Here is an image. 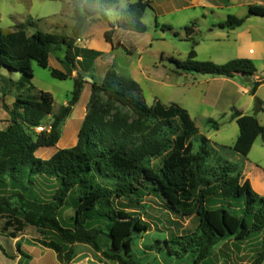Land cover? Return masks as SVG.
I'll return each instance as SVG.
<instances>
[{"label":"trees","instance_id":"obj_1","mask_svg":"<svg viewBox=\"0 0 264 264\" xmlns=\"http://www.w3.org/2000/svg\"><path fill=\"white\" fill-rule=\"evenodd\" d=\"M69 1L77 29L87 21L98 23L105 18L108 30L104 37L110 44L118 29L147 32L143 18L151 8V0H131L124 9L119 7L120 0ZM114 9L118 19L112 23L106 13ZM251 16L263 17L264 7L251 5L246 17L229 16L218 27L234 30ZM33 25L34 22L27 21L17 24L13 32L0 31V67L23 74L20 81L11 82L18 89L31 83L33 62L48 69L51 56L63 50L65 56L61 61L85 72L101 56L100 52L78 47L75 38L41 31L30 35L28 28ZM197 27L198 23L193 22L184 28L187 39H193ZM196 59L193 48L186 61L171 62L178 73L229 79L240 74L253 78L257 73L249 59H234L222 65ZM51 75L62 81L72 78V72L57 69ZM75 79L76 87L68 104L57 113L48 92H41L36 100L18 96L11 106L0 100L10 117L7 128L0 129V214L18 212L11 208L13 199L19 201L24 211V219L15 215L5 222L3 233L14 229L15 234L9 237L17 239L16 234L26 225L53 231L57 241L40 244L54 251L61 264L74 261L73 245L87 244L98 250L100 237L106 236L113 244L108 259L132 264L125 256L130 257L134 236L151 226L140 215L130 216L131 222L118 220L122 212L116 209L115 202L126 200L131 203L129 207H139L146 198L153 197L164 212L178 219L189 218L195 225L183 236L172 234L162 243L169 255L182 258L190 254L193 264H218L213 259L214 251L223 244L232 249L233 252L228 249L231 254L248 256L249 264L264 263V196L255 192L244 178V166L225 159L211 140L200 133L186 109L158 100L147 105L141 87L113 69L107 71L100 84H92L88 114L77 144L58 150L50 159L39 158V150L57 147L63 127L80 101L86 83L81 76ZM262 84L264 81H254L250 91L257 112L263 111V104L256 97ZM115 105L129 108L133 118L113 114ZM49 117L53 119L51 130L38 133L36 129ZM231 120L239 127L233 148L247 156L259 137L264 140V126L255 116L239 110H233ZM207 124L215 131L221 127L213 119ZM153 160L159 161L157 166H153ZM45 188L49 193L44 196L41 193ZM75 191L78 198L73 227L65 228L58 214ZM229 253L220 252L228 261Z\"/></svg>","mask_w":264,"mask_h":264},{"label":"rangeland","instance_id":"obj_2","mask_svg":"<svg viewBox=\"0 0 264 264\" xmlns=\"http://www.w3.org/2000/svg\"><path fill=\"white\" fill-rule=\"evenodd\" d=\"M224 1L225 7L214 9V14L207 13L204 16L203 13H199L190 19H185L181 15L169 16L160 19L157 24L152 13L147 11V15L143 18L147 32L138 34L121 31L115 35L117 45L123 43L125 46L119 49L115 48L110 53L105 52L103 60L97 62V69L102 72L113 69L120 76L134 80L141 87L144 100L149 106L158 100L165 105L177 104L186 109L200 133L209 138L214 148L229 161L235 154L232 147L238 137L239 128L236 122L231 120L233 110H238V108L233 105L229 109L227 105L238 100L241 96V104L247 107L251 102V95L236 89L233 85L228 84L225 86L223 83L217 82L214 76L178 73L175 65L171 62V59L181 62L186 61L193 48L197 53L196 60L199 62L209 61L222 65L238 56L234 41L238 31L233 33L227 29H220L218 25L225 22L231 15L236 17L247 16L248 5L256 4L259 1L264 3V0ZM131 2V0H120V9L126 8ZM106 14L108 21L112 23H115L118 19L116 9L108 11ZM27 21L34 22L33 27L28 28L30 35L36 31H41L75 38L77 42L82 39L80 35L83 26L76 28L77 23L69 0H0V31L13 32L17 24ZM193 22L198 23V28L193 37L194 40H189L186 37L184 28ZM105 26L107 24L103 17L101 22L95 25V37L102 36L98 41V49L101 51H106L108 48L111 50L110 45L106 43L102 35ZM163 26H168L170 29H164ZM253 32L257 34V30H253ZM195 42L197 45L194 44ZM93 49L97 50V47L95 46ZM64 56V50L53 54L48 69H43L36 62H33L31 83L23 89H18L11 83L20 81L23 77L22 73L0 67V100H4L6 104L11 106L18 96L36 100L41 92H48L54 99V112H59L62 107L68 104L71 93L76 87V79L58 80L52 77L51 71L57 69L65 73L72 72V77L73 75L82 77L84 73L80 68L75 70L63 63L61 60ZM257 61V70L260 73L264 72V61ZM250 81L251 78L246 77L242 83L250 85ZM220 91H223V93ZM3 93H7V96H2ZM231 94L233 95L230 97ZM221 95L223 96L221 97ZM91 96L92 87L89 85L86 87L85 85L80 109L83 104L91 100ZM103 100L106 99L103 98ZM254 105L256 106V103H253ZM77 112L74 117L72 116L66 121L58 147L39 150L37 152L39 158H43V152H52L60 149V147H64L63 149L70 148L68 146L69 142L78 137L82 126L79 123ZM113 114L133 118L132 111L120 105H115ZM249 115L258 117L259 121L264 123V113L256 115V112L251 111ZM9 119L10 117L2 108L0 101V129L7 128ZM209 119L218 121L221 124L218 131L209 128L207 124ZM52 121V117H49L42 126H50ZM214 144L223 145L225 148H216ZM158 163V160H153V166H157ZM104 184L109 183L105 182ZM46 192L49 193L48 189L45 188L41 194L45 196ZM77 198L78 193L75 191L70 195L64 208L58 214L61 225L65 228L73 227ZM11 204L12 209L18 210L15 214L16 217L24 219V211L20 208L19 201L13 199ZM130 204V201L126 200L115 202L116 209L122 212L118 215V220L131 222L130 216L140 215L141 219L150 224L151 227L148 231H142L134 236L130 257L125 256L126 259L132 264L194 263V257L190 254L182 258L169 255L162 244L172 234L183 236L186 231L195 229L194 222L191 219H178L169 215L164 212L160 202L153 197L146 198L139 207H129ZM15 215L0 214V255L13 261L16 257L22 255V250L28 249L30 251L29 258L24 253L23 264H61L54 251L46 249L40 244L42 241H57V235L53 231L41 230L38 227L26 225L21 233L16 234L17 239L9 237V234H15L14 229H10L8 233H3L2 229L5 222L10 218H14ZM112 247V241L106 236L100 237V249L98 250L90 245L77 243L73 245L74 260L80 262L93 259L92 264H118L107 257V254L112 253ZM161 247L164 249L160 250ZM228 249L223 244L215 249L213 259L216 263H250L248 256L244 255L242 257L237 256L235 253L231 254L232 249L230 248L231 251ZM220 252L231 254V259L229 261L224 259V255Z\"/></svg>","mask_w":264,"mask_h":264},{"label":"crops","instance_id":"obj_3","mask_svg":"<svg viewBox=\"0 0 264 264\" xmlns=\"http://www.w3.org/2000/svg\"><path fill=\"white\" fill-rule=\"evenodd\" d=\"M251 5H260V6L264 7V3L259 1L256 4L248 5V10H249V7ZM224 7H225V1L224 0H151V8L148 9L147 11H150L152 13V15L155 19V22L157 24V22H159L160 19H165L169 16L181 15L185 19H190L199 13H203L204 16L207 13L214 14V11H213L214 9H219V8H224ZM147 11H146V13H147ZM146 13H145V16L147 15ZM238 18H243V17H238ZM99 23L100 22L97 23L94 20L87 21L83 25L82 30H81L80 36L82 39L76 43V45L78 47L86 48L89 50H94L93 48L96 46L97 50H94V51L101 53V56L93 63V65L89 71L85 72V71L81 70L82 72H84L82 77L86 81V84H85L86 87L88 85L92 87L93 83L100 84L104 80L106 73H107V70H105L103 72L101 70L99 71L97 69L98 68L97 62L103 60L105 52L110 53V52H113L115 50V48L119 49L117 47V43L115 42V38L113 39V44H110L105 40L106 43L108 45H110L111 50L109 48L106 49V51H101L100 49H98V46H99L98 41H100L102 36L99 35L97 38L95 37V25L99 24ZM107 30H108V26H105L102 30L103 36ZM253 30H257V34H254ZM121 31H125V30L118 29L115 35H117ZM230 31H232L233 33H236L238 31L236 39L234 40L235 44H236L235 48L238 50V56L233 57V58L234 59L252 60L255 64L256 68H257V64H256V62H258L257 60L264 61V18L258 17V16H251V17L247 18L246 22L241 27H238V28H236L234 30H230ZM127 32H129V31H127ZM104 39H105V37H104ZM121 45L125 46L123 43H121ZM80 61H81V59H80ZM76 77L77 76L73 75L72 78H76ZM245 78L246 77L241 78V76L238 75L237 77L232 78V79L225 78V77H216L214 79H216L217 82L223 83L225 86L228 84L233 85L236 89H239L240 91H242L244 93H249L251 95L250 91L252 89V83L254 81H264V72L260 73L257 70L256 75L253 78H251L250 85L242 83L245 81ZM216 80H214V81H216ZM84 88H85V86H84ZM263 91H264V84H262L258 88L257 93H256V97L259 100H261V102L263 104V111H261V112H257L256 106L255 105L253 106V103H255V97L252 95H251V102L247 105V107H245L246 105L243 106L241 104V98H240L241 96H240L238 98V100H235V101H232V103H229V105H227V108L231 109V107L234 105L244 115H249V113L251 111L256 112V115L259 113H264V92ZM220 92L223 93V91H220ZM232 95L233 94H231L230 97ZM222 96L223 95H221V97ZM82 99H83V93H82V96L80 98V101L74 107L73 113L70 116V118H72V116L74 117L76 115V112L78 111L77 112L78 113V120H79L80 124H83L84 120L86 119L87 109H88V105L90 103V101L88 100L85 104H83L81 106V109H80V103L82 102ZM249 116H251V115H249ZM256 118H257L258 122L260 123V125L264 126V123H261L259 121L258 117H256ZM238 136H239V134H238ZM77 142H78V137H76L75 139L70 141L68 146H70V148H72L77 144ZM59 143H58V145H59ZM58 145H57V147H58ZM214 145L216 148L217 147L218 148H225L223 145H219V144H214ZM234 145H235V143L233 144V147H234ZM233 147H232V149L234 150ZM63 148L64 147H60V149H63ZM60 149H56L52 152H43L42 153L43 158H41V159H43V160L50 159ZM234 153L235 154H233V156L229 159V161L233 162V163L242 164L244 166V178L249 180V182H250V184H251V186L255 192H257L261 196H264V140H263V138L259 137L257 139V141L255 142L251 152L247 156H244V155L238 153L237 151H235ZM30 245H33V244H30ZM33 246H36V245H33ZM21 253H22V255H19L13 261L6 258L5 256L0 255V264H23L24 255L27 254L28 258H29L30 251L28 249L22 250ZM93 261H94L93 259L92 260L87 259L85 261H80V262L74 260L71 264H92ZM98 263H99V261H98ZM99 264H101V263H99Z\"/></svg>","mask_w":264,"mask_h":264},{"label":"built area","instance_id":"obj_4","mask_svg":"<svg viewBox=\"0 0 264 264\" xmlns=\"http://www.w3.org/2000/svg\"><path fill=\"white\" fill-rule=\"evenodd\" d=\"M51 130L50 126L44 127V126H40L37 128V132L38 133H43V132H49Z\"/></svg>","mask_w":264,"mask_h":264},{"label":"water","instance_id":"obj_5","mask_svg":"<svg viewBox=\"0 0 264 264\" xmlns=\"http://www.w3.org/2000/svg\"><path fill=\"white\" fill-rule=\"evenodd\" d=\"M263 18H264V16H263ZM240 76H241V77H245V75H244V74H240Z\"/></svg>","mask_w":264,"mask_h":264}]
</instances>
